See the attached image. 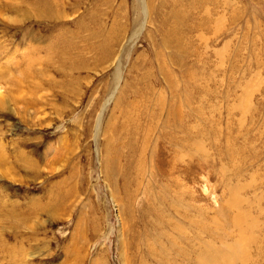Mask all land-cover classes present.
<instances>
[{
    "label": "rangeland",
    "instance_id": "obj_1",
    "mask_svg": "<svg viewBox=\"0 0 264 264\" xmlns=\"http://www.w3.org/2000/svg\"><path fill=\"white\" fill-rule=\"evenodd\" d=\"M0 94V264H159L157 212L238 198L264 264V0H0Z\"/></svg>",
    "mask_w": 264,
    "mask_h": 264
},
{
    "label": "bare ground",
    "instance_id": "obj_2",
    "mask_svg": "<svg viewBox=\"0 0 264 264\" xmlns=\"http://www.w3.org/2000/svg\"><path fill=\"white\" fill-rule=\"evenodd\" d=\"M207 18L208 17H206V19ZM204 20L205 19H203V21ZM208 22H209V20L207 22H204V23L207 25ZM174 56H176V55H174ZM177 56H180V55L177 54ZM175 58H177V57H175ZM164 62H166V61H164ZM173 63H175L176 65H178V67H180V69H182V65H183L182 64L183 63V59L182 58H181V60L179 59V57H178V59H174ZM161 64H162V62H161ZM163 67H165V65ZM168 68L165 67L162 70L161 76L163 77V80L165 81L168 89H170L172 93L173 92L177 93L178 90H179L180 83L176 80L175 75H173L170 72V69H168ZM180 74H181L182 77H184V72H180L179 71V75ZM0 96H1V94H0ZM180 101H181V99H180ZM2 103L5 104V100H4L3 97H0V105ZM175 111L178 112L179 110L175 109ZM181 112H183V111H181ZM184 115H182V116H184ZM182 116H179V113L175 114V123H176V124H174L175 127H176V128H174L175 132H179V127H180V122H181ZM184 119H186V118H184ZM194 128L196 129V127H194ZM173 131H171V132H173ZM163 132H164V130H163ZM163 132L161 133V136H162ZM173 135H175V134H173ZM173 135L169 134L168 137H172ZM178 138H176V140H171L172 138L168 139V140H165L166 143L164 142V144H162L163 146L159 147V148L166 149V148H168L171 145L172 142H174L176 145H180L181 143H180V140H178ZM143 145L144 146L141 145L140 153L137 155V156L140 157L139 161H141V162H143L142 159L145 158L146 153H147V149L145 147V143ZM172 148H174V147H172ZM178 150H179V148H178ZM131 152H132V149L129 152V155H130ZM156 152L160 155L161 149H158V151L154 150V153H153L154 156L151 155V156H153V159H154V157L156 155ZM132 155H130V156L133 157ZM106 157H109V155H107ZM162 157H164V156H162ZM150 160H151V158H150ZM176 161L179 162V159H177ZM140 167H142V166H140ZM108 172L109 171H107V173ZM230 193L232 195L231 191H230ZM230 200H231V198H230ZM178 203L179 204H177V203L168 204V205H166L167 207H165L166 208L165 211H159L156 214L157 217L160 220V224L154 225V227L152 228L153 229V233H152V238L151 239H152V242H154V243L148 244V248H147V254L148 255H150L152 257H157L156 259H154V260H156L155 262L158 261L159 264H175L177 261L178 262L181 261L182 263H186V264H232V260L236 261L237 257L236 256H232V255L231 256L228 255V252H232V251L224 250V248L222 246H217V243H220V245H225V244L227 245V241H229V240L230 241H236V240H244V238L247 239V237H249L248 234H250V236H251V237H249L250 238L249 241L251 242V244H254V246L257 248V249H255V252L258 255L261 253L263 247L261 246L259 241L257 239H255L256 237H254V233L257 231L258 227L255 224H249L247 222V220L245 221V219L240 216V215H242L243 212L246 213L245 215L249 214V212H250L249 208L252 207V206H251V204L248 201H245V200H242V199L238 198V200L237 199L236 200H231V203H227L226 206H225L226 207V212H230V211L234 210V211H236L238 213L236 215L230 216V219H228V222L225 224V226H223V224H222L219 227H218V225H216L217 222L215 221L216 222L215 223L213 219H212L213 221H210L211 219H207L208 223L204 224V223L200 222L196 217H194L191 214V212L192 213H199L198 208L195 207V206H190V207H185L184 206V205H188V204H192V203H184V204H181L180 202H178ZM153 207L154 206H152V208ZM244 208H245V210H244ZM152 211H154V209ZM181 221H183V222L187 221L188 224L187 223L186 224L191 228V234L190 235H188L187 232L182 228L181 223L183 224V222H181ZM225 229H226V232H224ZM232 232H237L239 238L238 239L233 238ZM221 233H223V234H221ZM218 234H220V235L218 236ZM164 243L169 245V248H165V246L163 245ZM229 244H231V243H229ZM168 253H170L173 256V258L171 256H169V255H166ZM250 259L251 258H248V257H243L242 258L243 262H245V263H249ZM254 264H256V262H254Z\"/></svg>",
    "mask_w": 264,
    "mask_h": 264
}]
</instances>
